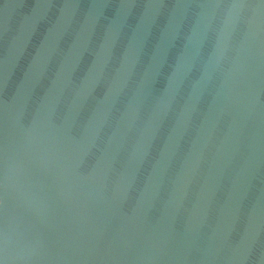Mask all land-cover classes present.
I'll return each instance as SVG.
<instances>
[{
  "label": "water",
  "instance_id": "obj_1",
  "mask_svg": "<svg viewBox=\"0 0 264 264\" xmlns=\"http://www.w3.org/2000/svg\"><path fill=\"white\" fill-rule=\"evenodd\" d=\"M0 264H264V0H0Z\"/></svg>",
  "mask_w": 264,
  "mask_h": 264
}]
</instances>
